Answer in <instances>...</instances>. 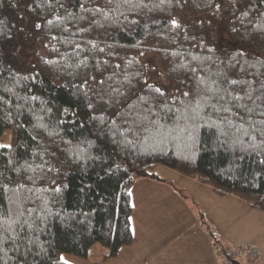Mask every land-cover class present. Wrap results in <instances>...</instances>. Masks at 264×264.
Returning a JSON list of instances; mask_svg holds the SVG:
<instances>
[{"label": "trees", "instance_id": "trees-1", "mask_svg": "<svg viewBox=\"0 0 264 264\" xmlns=\"http://www.w3.org/2000/svg\"><path fill=\"white\" fill-rule=\"evenodd\" d=\"M6 128L0 264L115 256L160 165L264 211V0H0Z\"/></svg>", "mask_w": 264, "mask_h": 264}, {"label": "crops", "instance_id": "crops-1", "mask_svg": "<svg viewBox=\"0 0 264 264\" xmlns=\"http://www.w3.org/2000/svg\"><path fill=\"white\" fill-rule=\"evenodd\" d=\"M184 181L188 196L166 182L138 179L131 188L133 242L110 258L104 246L95 244L87 258L65 253L62 259L71 264H221L220 250L253 242L264 264V211L235 196L217 195L195 180ZM200 213L217 238L205 229Z\"/></svg>", "mask_w": 264, "mask_h": 264}, {"label": "built area", "instance_id": "built-area-1", "mask_svg": "<svg viewBox=\"0 0 264 264\" xmlns=\"http://www.w3.org/2000/svg\"><path fill=\"white\" fill-rule=\"evenodd\" d=\"M219 256L221 264H261L262 251L256 243L240 242L220 250Z\"/></svg>", "mask_w": 264, "mask_h": 264}, {"label": "rangeland", "instance_id": "rangeland-1", "mask_svg": "<svg viewBox=\"0 0 264 264\" xmlns=\"http://www.w3.org/2000/svg\"><path fill=\"white\" fill-rule=\"evenodd\" d=\"M11 137H12V130L10 128H6L1 134H0V145H9L11 143ZM157 171L161 174V175H164L166 177H168V179L172 180L176 186L181 189L182 193L185 195V196H188V189L186 187H184V180H194V179H191V178H187V177H184L182 176L181 174L177 173L176 171L174 170H171L169 168H166L162 165L158 166L157 168ZM195 182H198L195 180ZM203 186L205 188H207L208 190H211V188L207 185H204ZM101 245L100 244H96V248L100 247ZM242 260V259H241Z\"/></svg>", "mask_w": 264, "mask_h": 264}]
</instances>
